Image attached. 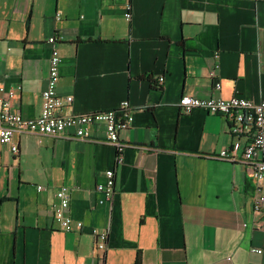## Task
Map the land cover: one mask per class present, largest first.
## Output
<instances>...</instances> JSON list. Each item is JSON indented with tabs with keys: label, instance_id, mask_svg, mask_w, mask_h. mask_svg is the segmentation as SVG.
Here are the masks:
<instances>
[{
	"label": "crops",
	"instance_id": "1",
	"mask_svg": "<svg viewBox=\"0 0 264 264\" xmlns=\"http://www.w3.org/2000/svg\"><path fill=\"white\" fill-rule=\"evenodd\" d=\"M54 36L58 94L73 97L60 113L128 102L129 146L118 165L100 123L88 140L26 133L16 154L0 147V264H96L93 228L109 230L106 264L139 251L143 264H264L255 181L216 158L234 141L227 119L177 107L183 96L264 101V0H0V87L24 118L41 114ZM111 169L116 192L101 203ZM63 186L81 231L55 223Z\"/></svg>",
	"mask_w": 264,
	"mask_h": 264
},
{
	"label": "built area",
	"instance_id": "2",
	"mask_svg": "<svg viewBox=\"0 0 264 264\" xmlns=\"http://www.w3.org/2000/svg\"><path fill=\"white\" fill-rule=\"evenodd\" d=\"M131 6H128L124 15L130 17ZM57 38L50 37L48 44L51 47L49 76L47 86L42 92V110L40 116L33 119L22 117L21 114L11 111L10 104L15 97V90H6L0 87V147H7L13 154L19 150L15 141V134L34 133L44 136L60 138L67 136L73 130L77 138H90L91 130L95 125L102 123L106 130L107 144L117 151V164L123 163V151L129 145L119 139V133L127 130L133 123L134 117L128 102H123L117 109L97 111L84 114L62 115L60 112L73 102L72 96L62 98L58 94L62 58L56 46ZM164 82V77L159 79V84ZM216 89L221 88L220 82L215 84ZM177 107L190 113L193 109L200 108L210 114L221 116L229 123V132L234 141L230 148L223 149L216 156L217 159L243 164L248 171V176L255 181L253 195V212H264V101L255 103L248 99L234 96L225 98L198 99L183 96ZM106 180L97 186V190L104 195L103 202H111L116 192V170L106 172ZM38 190H43L42 186ZM70 200L68 188L63 186L55 193L53 204L54 220L59 229L69 233L81 231L84 224L74 221L68 215ZM94 237V257L96 264H106L108 252L109 230L92 229ZM253 252L261 254V249L253 248Z\"/></svg>",
	"mask_w": 264,
	"mask_h": 264
},
{
	"label": "trees",
	"instance_id": "3",
	"mask_svg": "<svg viewBox=\"0 0 264 264\" xmlns=\"http://www.w3.org/2000/svg\"><path fill=\"white\" fill-rule=\"evenodd\" d=\"M134 264H143V257L140 251L136 255Z\"/></svg>",
	"mask_w": 264,
	"mask_h": 264
}]
</instances>
